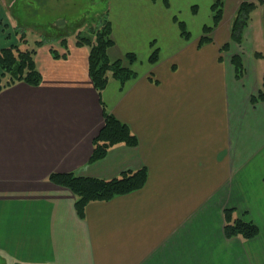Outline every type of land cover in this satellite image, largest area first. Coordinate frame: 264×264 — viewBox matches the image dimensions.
I'll use <instances>...</instances> for the list:
<instances>
[{
	"label": "crops",
	"instance_id": "1",
	"mask_svg": "<svg viewBox=\"0 0 264 264\" xmlns=\"http://www.w3.org/2000/svg\"><path fill=\"white\" fill-rule=\"evenodd\" d=\"M225 1L213 40L201 44L213 0H108L109 56L134 53L135 78L112 79L99 93L88 47L69 38L36 50L38 85L2 90L0 255L8 264H264V104L251 102L264 78V2L243 46L223 52L241 4ZM153 48L159 60L151 64ZM235 54L244 59L242 79ZM107 113L138 145L92 162ZM144 168L143 188L90 203L83 217L75 194L50 181L63 173L110 180ZM228 209L260 234L228 239Z\"/></svg>",
	"mask_w": 264,
	"mask_h": 264
},
{
	"label": "trees",
	"instance_id": "2",
	"mask_svg": "<svg viewBox=\"0 0 264 264\" xmlns=\"http://www.w3.org/2000/svg\"><path fill=\"white\" fill-rule=\"evenodd\" d=\"M156 1V0H152ZM211 6L212 22L203 28V37L201 44L209 43L213 40L212 33L219 27L224 16L225 0H213ZM264 0H242L237 13L235 14L231 24V41L222 46L223 52H230L232 44L239 47L243 46L246 38V31L251 25L254 10ZM107 16V11H106ZM181 23H179L180 25ZM100 25V24H99ZM181 34L190 38L189 31L185 25H180ZM92 35L95 40L87 35H79L76 37L78 46H86L89 49L90 75L93 83L99 93H102L108 86L109 82L114 79L120 83H126L133 79L137 74L132 70V65L137 63L138 58L134 53H128L124 59L112 60L109 56V50L114 46L115 41L112 38L113 28L108 16L101 26L92 28ZM37 48L42 47V41H36ZM65 45L67 42L64 40ZM26 34H22L17 43H12L10 47L0 49V94L3 89L11 87L17 83H27L36 86L41 82V75L36 66V48H21L22 45H28ZM153 52L149 58L150 63H157L159 60V49L153 48ZM57 55V53L54 52ZM257 55H260L257 53ZM231 64L234 67L237 79H242L245 74L244 59L242 55H233ZM252 104H264V78L262 87L258 90V94L251 99ZM105 125L100 130L99 135L94 140V151L92 154V162L104 159L109 150L120 144L129 147L137 146V137L130 131L127 124L118 120L113 114L105 115ZM147 169L136 170L133 172H124L119 177L110 178V180L96 179L90 177H79L73 173L53 174L50 181L66 187L76 196V210L79 216L83 214L90 203L108 202L116 197L134 193L145 186L147 181ZM233 210L225 211L226 225L224 233L229 238H242L244 240H252L260 234L259 227L253 221H247L242 218L233 219Z\"/></svg>",
	"mask_w": 264,
	"mask_h": 264
},
{
	"label": "rangeland",
	"instance_id": "3",
	"mask_svg": "<svg viewBox=\"0 0 264 264\" xmlns=\"http://www.w3.org/2000/svg\"><path fill=\"white\" fill-rule=\"evenodd\" d=\"M109 6L108 0H0V49L17 43L24 33L29 44L21 48L29 50L41 48L36 41L58 48L80 34L95 40L92 28L107 19ZM0 264H8L1 255Z\"/></svg>",
	"mask_w": 264,
	"mask_h": 264
}]
</instances>
